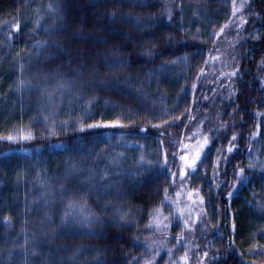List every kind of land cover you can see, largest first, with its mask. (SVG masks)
<instances>
[{
	"label": "trees",
	"instance_id": "1",
	"mask_svg": "<svg viewBox=\"0 0 264 264\" xmlns=\"http://www.w3.org/2000/svg\"><path fill=\"white\" fill-rule=\"evenodd\" d=\"M240 1L0 0V264H145L157 210L155 264L184 233L189 264H264V0Z\"/></svg>",
	"mask_w": 264,
	"mask_h": 264
},
{
	"label": "rangeland",
	"instance_id": "2",
	"mask_svg": "<svg viewBox=\"0 0 264 264\" xmlns=\"http://www.w3.org/2000/svg\"><path fill=\"white\" fill-rule=\"evenodd\" d=\"M247 2L246 0L240 1L239 4L235 6L234 9V15L235 17H238L242 12L243 6ZM226 32V31H225ZM224 33V31H223ZM230 37L228 34H223L220 38V42H218V49L214 51V53L220 57L230 45ZM213 53V52H212ZM264 66V65H263ZM264 113V111H262ZM264 123V122H263ZM257 136V133H256ZM255 142V141H254ZM256 147L257 144H256ZM256 150V149H254ZM256 152V151H255ZM257 153V152H256ZM254 161H257L256 155L251 158ZM178 182V181H177ZM176 188L174 191V199H173V210L176 212L178 217L183 222V226L187 231H190L192 226V223L197 219H199V216L197 212L194 210L196 207H200V200L196 198L197 193L190 189L187 183L184 182H178L175 184ZM201 210V208H200ZM170 214L165 213L163 210H157L155 215L153 216V219L151 221V227L150 232L148 236L145 237L146 239V246L147 250L149 251L150 255L148 258V261L145 264H155L156 259L158 256L163 252L166 251L168 247H166V241L168 239V231L170 228V222L168 219V216ZM186 235H189L186 233ZM176 241L178 245L182 243L184 246V250H182L179 253V259L174 262V264H189L190 259V252L192 249V254H194V247L190 243V239L185 236L184 234H179L177 236ZM195 250V249H194ZM177 262V263H176ZM166 264V263H162Z\"/></svg>",
	"mask_w": 264,
	"mask_h": 264
},
{
	"label": "snow or ice",
	"instance_id": "3",
	"mask_svg": "<svg viewBox=\"0 0 264 264\" xmlns=\"http://www.w3.org/2000/svg\"><path fill=\"white\" fill-rule=\"evenodd\" d=\"M9 139H12V137H9Z\"/></svg>",
	"mask_w": 264,
	"mask_h": 264
}]
</instances>
